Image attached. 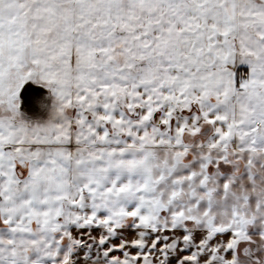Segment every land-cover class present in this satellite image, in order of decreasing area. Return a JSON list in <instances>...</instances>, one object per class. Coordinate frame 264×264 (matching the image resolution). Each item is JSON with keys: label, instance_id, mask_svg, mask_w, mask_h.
<instances>
[{"label": "snow or ice", "instance_id": "1", "mask_svg": "<svg viewBox=\"0 0 264 264\" xmlns=\"http://www.w3.org/2000/svg\"><path fill=\"white\" fill-rule=\"evenodd\" d=\"M0 264H264V0H0Z\"/></svg>", "mask_w": 264, "mask_h": 264}, {"label": "rangeland", "instance_id": "2", "mask_svg": "<svg viewBox=\"0 0 264 264\" xmlns=\"http://www.w3.org/2000/svg\"><path fill=\"white\" fill-rule=\"evenodd\" d=\"M41 118H45L46 117V113H41Z\"/></svg>", "mask_w": 264, "mask_h": 264}]
</instances>
